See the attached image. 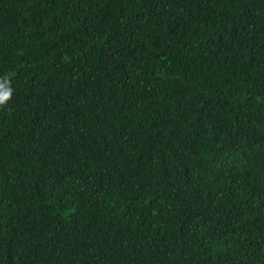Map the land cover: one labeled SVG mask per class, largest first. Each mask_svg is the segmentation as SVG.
<instances>
[{
  "label": "trees",
  "instance_id": "obj_1",
  "mask_svg": "<svg viewBox=\"0 0 264 264\" xmlns=\"http://www.w3.org/2000/svg\"><path fill=\"white\" fill-rule=\"evenodd\" d=\"M0 264H264V0H0Z\"/></svg>",
  "mask_w": 264,
  "mask_h": 264
},
{
  "label": "clouds",
  "instance_id": "obj_2",
  "mask_svg": "<svg viewBox=\"0 0 264 264\" xmlns=\"http://www.w3.org/2000/svg\"><path fill=\"white\" fill-rule=\"evenodd\" d=\"M7 81L0 83V104L4 103L11 95V88L5 87Z\"/></svg>",
  "mask_w": 264,
  "mask_h": 264
}]
</instances>
